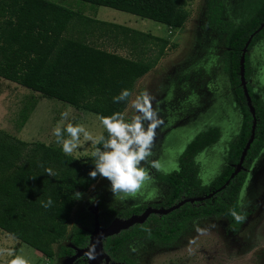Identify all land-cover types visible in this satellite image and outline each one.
Returning <instances> with one entry per match:
<instances>
[{"label": "trees", "instance_id": "16d2710c", "mask_svg": "<svg viewBox=\"0 0 264 264\" xmlns=\"http://www.w3.org/2000/svg\"><path fill=\"white\" fill-rule=\"evenodd\" d=\"M77 1L176 29H181L189 18L184 8L187 0ZM221 9L219 0H208L206 16L211 28L225 34L224 72L242 117L239 133L228 146L220 173L207 185L201 180L198 158L218 143L220 130L203 131L186 146L179 156L178 169L158 177L168 186V194L155 208L169 209L185 199H206L185 204L168 215H151L144 224L106 238L104 252L111 263L137 264L131 246L170 250L198 220L226 218L238 230L248 217L240 207V197L251 168L264 151V91H256L251 83L256 71L249 55L264 40V27L259 31L264 24V0H257L239 25L224 22ZM73 31L77 36L71 34ZM251 36L243 76L257 121L255 139L244 169L230 179L251 138L254 122L241 74L243 50ZM104 37L118 47L131 46L134 58L95 45L96 39ZM167 46V40L100 22L52 0H0V77L99 117L125 113L127 101L114 103L113 96L125 88L133 94L137 82L156 67ZM154 47L158 48V56H147L146 52ZM34 109L35 104L23 109L21 128ZM103 136L107 137V131ZM93 167L90 162L65 154L61 147L27 143L0 130V229L47 259H68L75 255L76 248L89 245L96 213L101 227L107 228L117 218L129 219L145 212L147 206L118 209L100 195L96 196V212L82 210L73 218L76 197L87 194L101 177L89 175ZM228 181L229 185L221 190ZM49 197L53 203L45 208L41 201ZM65 240L68 246L62 244ZM55 246H59L57 250ZM75 264L88 263L80 258Z\"/></svg>", "mask_w": 264, "mask_h": 264}, {"label": "rangeland", "instance_id": "374dc122", "mask_svg": "<svg viewBox=\"0 0 264 264\" xmlns=\"http://www.w3.org/2000/svg\"><path fill=\"white\" fill-rule=\"evenodd\" d=\"M52 1L75 12L81 11L100 22L132 28L168 41L165 53L156 67L137 82L132 94L134 98L146 92L157 114L156 119L160 121L155 129L150 155L144 162L149 179L135 196L120 199L118 197L123 194H117V198H114L110 182L100 177L87 194L76 197L73 218L82 210L96 212V196L100 195L118 209L160 204L168 193V186L158 177L178 169L180 154L199 133L218 128L221 132L220 140L198 158L201 180L204 185L209 184L224 165L225 154L239 133L242 117L235 107L230 83L224 72L225 34L209 26L206 16L208 0L186 1L184 8L189 18L181 29L77 0ZM219 2L222 6V20L239 25L257 0ZM71 34L77 36V31ZM94 43L102 49L134 58L131 46L118 47L113 40L105 37L96 39ZM153 49L147 51L146 55L158 56V48ZM249 55L256 71L251 83L255 84L256 91H264V40ZM33 104L35 109L21 128V112ZM66 110L69 116L63 120L61 127L71 121L82 124L93 137L103 136L106 132L98 115L77 110L55 99H46L0 77V130L12 137L27 143L42 142L61 147L52 130L61 121L60 113ZM124 114L125 119L130 121L139 113L128 106ZM148 123L144 122L146 127ZM97 147L99 143L93 144L81 137L79 146L70 155L92 163L94 158L91 154ZM152 160H160L170 171L152 168L148 163ZM240 204L250 215L237 233L226 219L200 220L170 250L148 245L146 248L131 246V251L137 256L138 264H264V151L249 172ZM62 244L68 246L69 242L65 240ZM58 247L55 246V250ZM18 250H21L22 257L29 264H44L40 262L41 254L38 257L34 249L0 229V264H8ZM49 260L47 263L50 264H68L65 259Z\"/></svg>", "mask_w": 264, "mask_h": 264}, {"label": "clouds", "instance_id": "9594fccd", "mask_svg": "<svg viewBox=\"0 0 264 264\" xmlns=\"http://www.w3.org/2000/svg\"><path fill=\"white\" fill-rule=\"evenodd\" d=\"M113 102L127 101L128 105L138 115L126 120L122 112H114L110 116L101 117V123L107 131V137H93L89 131L80 123L67 124L63 120L69 116V112L60 113L61 121L53 128L52 133L56 142L61 145L65 154H71L79 146L81 137L93 144L100 143L102 147H97L92 152L94 167L89 175L95 178L97 175L106 178L110 182V191L113 197L117 194L123 195L120 199L135 196L141 190L145 181L149 179V173L144 166V162L150 155V146L153 143L155 129L160 123L156 119V112L152 108L149 95L141 93L132 98L129 89H122L118 95L113 96ZM148 121L147 127L144 122ZM152 168L170 171L160 160L148 161ZM51 174V169L47 170ZM53 201L49 197L47 201H41L43 207L52 205ZM8 264H29V261L22 256H14Z\"/></svg>", "mask_w": 264, "mask_h": 264}, {"label": "water", "instance_id": "95a60500", "mask_svg": "<svg viewBox=\"0 0 264 264\" xmlns=\"http://www.w3.org/2000/svg\"><path fill=\"white\" fill-rule=\"evenodd\" d=\"M264 27V24L262 27L259 29V31ZM254 36V35H253ZM251 36L250 40L248 41V44L246 45V48L243 50V56L241 59V74H242V85L245 90L246 97L248 99V104L251 107L250 103V98L248 96L247 90H246V82L244 80V60H245V54L247 53V47L253 38ZM251 112L254 116V122H253V127H252V132H251V138L248 141L242 156L240 158L239 164L235 166V172L232 174L230 179H233L238 175L243 169V164L245 161V158L247 156L248 150L250 149L252 143L254 142L255 139V131H256V125L257 121L255 119V114L254 110L251 107ZM229 185V181L221 188L223 190L226 188V186ZM206 198H198V199H185L176 206L169 208V209H152L148 208L142 215L139 216H132L129 219H120L117 218L115 219L109 227L107 228H102L99 221H98V214L96 213V223H95V229L92 232L90 236V242L89 245L84 248V249H75V255L65 259L68 261V264H75L77 260L80 258H85L87 260L88 264H118V263H111L109 256L104 252V240L109 237H113L115 235H118L120 232L128 230L132 228L133 226L137 224H144L147 219L150 217L151 214H158V215H168L171 212L178 210L182 206H184L187 203H194L196 201H202Z\"/></svg>", "mask_w": 264, "mask_h": 264}, {"label": "flooded vegetation", "instance_id": "af4514ba", "mask_svg": "<svg viewBox=\"0 0 264 264\" xmlns=\"http://www.w3.org/2000/svg\"><path fill=\"white\" fill-rule=\"evenodd\" d=\"M245 186H246V185H245ZM245 186H244L243 190L245 189ZM167 194H168V193H167ZM166 196H167V195H166ZM165 198H166V197H165ZM240 198H241V197H240ZM164 200H165V199H164ZM164 200H163V201H164ZM163 201H162L160 204H158V205H154V206H153L152 204H149V205H148V204H145V205H141V206H147V209H148V208H152V209H165V208H155V206H159V205H161V204L163 203ZM239 203H240V202H239ZM187 204H188V203H187ZM191 204H193V203H191ZM138 207H139V206H138ZM240 207H241V204H240ZM134 208H135V207H134ZM128 209H131V208H128ZM147 209H146V210H147ZM241 209H242L245 213H248V217H249L250 213H249L248 211L244 210L242 207H241ZM146 210H145V211H146ZM151 215H158V214H151ZM151 215H150V216H151ZM159 216H163V215H159ZM248 217H247V219H248ZM209 219H212V218H209ZM223 219H226V218H223ZM247 219H246V221L244 222V224L247 222ZM203 220H206V219H203ZM226 220H228V219H226ZM198 221H200V220H198ZM228 221H229V220H228ZM229 222H230V221H229ZM230 223H231V222H230ZM244 224H243V225H244ZM243 225H242V226H243ZM231 226H232V224H231ZM242 226H241V227H242ZM232 227H233V226H232ZM241 227H240L238 230H235V229L233 228V229H234V232L237 233V232L241 229ZM177 243H178V242H177ZM177 243H176V244H177ZM176 244H175V245H176ZM175 245H174V246H175ZM156 248H157V247H156ZM158 249H159V248H158ZM171 249H172V248H171ZM162 250H165V249H162ZM136 259H137V256H136ZM76 262H77V261H76ZM76 262H75V263H76ZM137 264H138V260H137Z\"/></svg>", "mask_w": 264, "mask_h": 264}, {"label": "crops", "instance_id": "0c3cea01", "mask_svg": "<svg viewBox=\"0 0 264 264\" xmlns=\"http://www.w3.org/2000/svg\"><path fill=\"white\" fill-rule=\"evenodd\" d=\"M27 246H28V245H27ZM28 247H30V246H28ZM30 248H31V247H30ZM32 249H33V248H32ZM34 253H36V255H38V257H40L39 255H40L41 253H39L37 250L34 249ZM17 255H18V256H22L21 250H18ZM17 255H15V256H17ZM41 255H42V254H41ZM41 258H42V260H41L40 262H43L44 264H50V263H47V261H51V260L45 258L43 255L41 256ZM44 261H45L46 263H45ZM40 262H39V263H40Z\"/></svg>", "mask_w": 264, "mask_h": 264}]
</instances>
